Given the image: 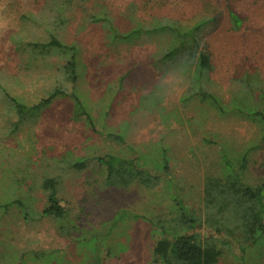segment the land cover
Instances as JSON below:
<instances>
[{
    "label": "rangeland",
    "instance_id": "1",
    "mask_svg": "<svg viewBox=\"0 0 264 264\" xmlns=\"http://www.w3.org/2000/svg\"><path fill=\"white\" fill-rule=\"evenodd\" d=\"M45 1L0 0V76L10 93L29 103L46 98L56 85L55 67L64 62L50 55L28 63V54L17 47L30 40V31L43 38L39 27H31L22 16H36ZM229 1L243 17L238 30L230 27L226 0L88 1L89 6L103 5L123 32L134 23L148 21L150 15L187 25L206 19L200 32L201 48L212 64L206 89L219 98L227 114L205 111L179 68L154 64L156 51L167 44L165 39L113 43L97 24L85 21L84 12L70 13L61 34L80 51L77 85L85 96H81L82 108L89 116L75 112L68 97L57 98L12 130L16 114L6 111L0 100V203L10 194L13 175L20 184L15 189L28 188L33 196L24 210L26 216L16 207L0 209V264H18L23 253L30 251H55L46 259L50 264H87L85 249L74 241L81 230L108 233L103 242L105 264H149L152 227L141 217L181 233L180 225L172 222L178 217L174 190L190 212L204 213V180L217 169L214 143H225L236 154L248 149L246 182L264 179L260 129L232 113L233 105L246 95L264 104V0ZM132 4L137 8L129 12ZM248 82L251 90L254 87L252 96L243 87ZM112 132L122 134L123 140L113 141L108 136ZM161 147L167 169L150 186L137 180L109 184L96 161L107 154L131 159L142 156L145 167L158 173L154 165L161 159ZM81 158L85 168L76 169L73 161ZM48 177L55 179L60 204L69 211L74 227L68 224L60 231L58 222L38 215L45 206L39 186ZM166 179H171L174 189ZM120 212L137 218L112 226ZM234 245L231 252L241 255ZM258 247L255 253H245L250 256L247 264H264V245ZM229 252L224 251L216 264H236Z\"/></svg>",
    "mask_w": 264,
    "mask_h": 264
},
{
    "label": "trees",
    "instance_id": "2",
    "mask_svg": "<svg viewBox=\"0 0 264 264\" xmlns=\"http://www.w3.org/2000/svg\"><path fill=\"white\" fill-rule=\"evenodd\" d=\"M89 0H46L43 7L35 14H25L22 16L30 22L33 28L39 27L43 38H37L39 34L30 31L31 38L26 43H18L17 47L21 52L28 54L27 59L33 60L46 58L50 55L63 60L56 65L54 78L56 85L47 91L46 98L40 99L37 103H29L18 95L12 94L3 85L0 76V100L6 111L14 112L17 117L16 122L10 126L12 130L18 127V123L31 119L38 112L57 98L68 97L72 102L74 111H81L88 115L82 108V98L85 96L79 93L78 66L80 64V51L75 43H67L63 40L61 33L70 22V13L75 10L86 14L85 21L88 24H97L104 32L107 40L119 44H135L147 38H163L167 41L165 47H161L156 52L155 65L162 68H179L181 77H186L191 82L194 89L193 94L199 98V103L204 106V110L213 109L217 113L227 114L222 111V104L219 98L206 89L212 64L209 55L200 45V32L202 31L206 19L194 22L191 25L182 24L176 19L167 16L150 15V19L144 23H134L126 31H121L112 21L108 10L96 3L92 6ZM226 8L230 27L238 30L243 27V17L238 13L229 0H226ZM135 4L130 5L129 12L136 10ZM135 9V10H134ZM8 77V76H3ZM250 95L252 94L249 82L243 85ZM69 88V90H68ZM252 96V95H251ZM252 99V101H251ZM186 101V100H185ZM236 105H233L232 113L248 119L257 124L260 129V140H264V104L258 103L256 98L249 95L241 97ZM204 112V111H203ZM113 141H122V134L119 132L108 133ZM206 142V141H205ZM208 143V142H206ZM216 156L214 166L216 172L208 174L204 180L203 200L205 204L204 213L197 216L190 212L188 207L182 202L179 193H172L175 199V206L178 209V217L172 220L174 226L180 225L181 233L175 229L167 228L164 223L153 222L146 217H141L148 221L152 227V239L149 243L150 260L149 264H216L223 256L224 251H230L236 264H247L249 257L246 252L253 250V253L260 250V245H264V179H258L255 184L247 183L245 178L248 168V155L250 151L245 149L243 153H235L225 143L216 144ZM256 148V147H255ZM161 159L154 167L158 168V173H152V169L145 167V160L142 156L131 159L121 155H104L97 157L96 161L104 169L106 182L112 185H126L132 180H137L145 186H150L155 180H161L163 173L167 169V158L163 147L159 149ZM250 150V149H249ZM254 150V149H253ZM252 151V150H251ZM85 159H75L73 166L76 169L85 168ZM154 168V170H156ZM14 175L10 177V194L6 200L0 203V209L16 207L21 209L26 216L25 208L29 205V189L17 188L20 184ZM171 187L172 181L165 180ZM56 181L54 178H45L40 184L44 194L45 206L38 212L39 216H44L49 220L58 222L60 231L65 225L74 224L69 217V211L60 204ZM36 188V187H35ZM174 189V188H173ZM34 190V189H33ZM31 190V191H33ZM137 218L129 212H120L111 225L126 219ZM150 220V221H149ZM64 226V227H63ZM202 229V230H201ZM204 229V230H203ZM206 229V230H205ZM202 231V232H201ZM74 241L85 249L87 264H105L103 261L105 245L103 242L107 238V232L101 231H78ZM239 247L241 255L231 252L235 246ZM108 251V250H107ZM55 251H30L24 252L18 264H50L47 258L55 255ZM87 252H89L87 254ZM247 254V253H246ZM86 262V260L84 261Z\"/></svg>",
    "mask_w": 264,
    "mask_h": 264
}]
</instances>
